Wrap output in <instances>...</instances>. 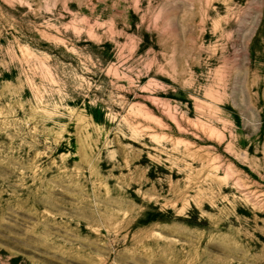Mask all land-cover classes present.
<instances>
[{"label":"rangeland","instance_id":"obj_1","mask_svg":"<svg viewBox=\"0 0 264 264\" xmlns=\"http://www.w3.org/2000/svg\"><path fill=\"white\" fill-rule=\"evenodd\" d=\"M0 264H264V0H0Z\"/></svg>","mask_w":264,"mask_h":264}]
</instances>
